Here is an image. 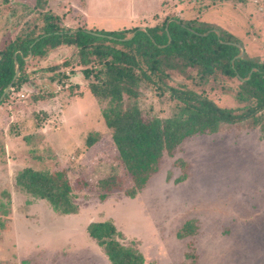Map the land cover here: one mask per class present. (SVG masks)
Here are the masks:
<instances>
[{
  "label": "rangeland",
  "instance_id": "1",
  "mask_svg": "<svg viewBox=\"0 0 264 264\" xmlns=\"http://www.w3.org/2000/svg\"><path fill=\"white\" fill-rule=\"evenodd\" d=\"M45 1V0H44ZM63 29L115 30L160 24L167 16L217 25L264 61V0H47ZM35 0H0V46L26 22H42ZM26 6V7H25ZM77 49L62 45L28 58L29 81L0 102V264H111L89 236L90 222L111 221L122 244L145 264H264V139L254 118L224 124L215 134L185 139L135 197L102 112L107 100L90 90ZM58 66V68H55ZM172 72L169 83L237 109L239 82L200 81ZM65 75L66 77H64ZM150 116L176 111L168 93L144 88ZM264 122V109L259 111ZM97 141L89 146V134ZM65 170L78 212L63 215L16 185L18 172ZM117 175L122 186L101 200L98 183ZM183 181L177 182L182 176ZM194 224L193 235L180 237Z\"/></svg>",
  "mask_w": 264,
  "mask_h": 264
},
{
  "label": "trees",
  "instance_id": "2",
  "mask_svg": "<svg viewBox=\"0 0 264 264\" xmlns=\"http://www.w3.org/2000/svg\"><path fill=\"white\" fill-rule=\"evenodd\" d=\"M47 4V0H35L34 8L39 10L42 22L40 31L37 22H26L14 38L0 46V99L12 82L13 88L19 90L29 81V57H44L62 45L75 47L77 65L90 80L92 94L108 102L102 116L112 130L119 160L133 183L127 196L135 197L143 190L159 171L163 156H172L189 137L215 134L224 124L254 118L264 139V122L256 115L264 109V61L248 56L241 41L229 31L176 16H167L160 24L145 28L63 29L59 15L46 9ZM17 68L19 75L14 80ZM188 70H194L202 82L237 79L236 100L244 106L220 107L193 89L169 83L172 72L194 78ZM148 87L161 95L168 93L176 102L171 117L150 116L140 108L138 99ZM96 141L97 135L89 134L87 144L92 146ZM15 182L22 191L47 201L63 215L78 212L65 170L25 168L18 172ZM98 185L104 200L109 192L122 186V180L109 175ZM195 230L194 224L188 223L179 236L193 235ZM87 232L103 248L111 264H145L139 249L121 243V234L113 222H90Z\"/></svg>",
  "mask_w": 264,
  "mask_h": 264
},
{
  "label": "water",
  "instance_id": "3",
  "mask_svg": "<svg viewBox=\"0 0 264 264\" xmlns=\"http://www.w3.org/2000/svg\"><path fill=\"white\" fill-rule=\"evenodd\" d=\"M18 75H19V69L17 68L14 80L17 78ZM11 88H13V82L11 84H9L8 87L5 89L3 95L0 99V102L3 100L4 96L11 90Z\"/></svg>",
  "mask_w": 264,
  "mask_h": 264
}]
</instances>
